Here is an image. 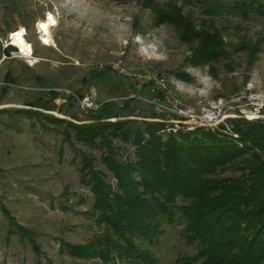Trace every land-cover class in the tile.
Instances as JSON below:
<instances>
[{"label":"rangeland","instance_id":"1","mask_svg":"<svg viewBox=\"0 0 264 264\" xmlns=\"http://www.w3.org/2000/svg\"><path fill=\"white\" fill-rule=\"evenodd\" d=\"M236 1L0 0V264L103 263L64 248L104 234L81 167L84 154L92 157L116 184L105 150L78 140L72 128L70 139L64 132L68 122H97L92 114L102 103H111L119 119L163 120L174 130L232 128L230 120L240 118L264 124V16L238 12ZM177 11L185 24L164 19ZM49 12L56 25L46 44L38 22ZM21 28L36 63L4 52ZM209 33L222 38L224 54L196 64ZM154 112L162 118L145 117ZM116 144L136 159L133 146ZM183 227L181 220L166 223L159 242H140L141 248L158 264H177L179 255L197 250L182 237Z\"/></svg>","mask_w":264,"mask_h":264},{"label":"trees","instance_id":"2","mask_svg":"<svg viewBox=\"0 0 264 264\" xmlns=\"http://www.w3.org/2000/svg\"><path fill=\"white\" fill-rule=\"evenodd\" d=\"M234 7L244 15L264 16L263 0H238ZM164 19L186 22L180 11ZM222 43L217 34H206L194 63L217 61L224 54ZM113 108L104 102L92 114L97 122H68L64 131L67 139L72 128L78 140L103 148V162L116 181L84 154L81 174L94 195L91 214L105 230L89 244L64 248L77 257H99L102 264H116V256L131 264H158L140 242L158 243L164 225L181 220L182 237L197 250L179 255L177 264H264V124L240 118L230 120L232 128L174 130L163 120L119 119ZM118 141L135 148V160L124 157ZM228 170L239 174L219 175ZM18 229L34 240L30 230Z\"/></svg>","mask_w":264,"mask_h":264},{"label":"bare ground","instance_id":"3","mask_svg":"<svg viewBox=\"0 0 264 264\" xmlns=\"http://www.w3.org/2000/svg\"><path fill=\"white\" fill-rule=\"evenodd\" d=\"M51 17V19H50ZM56 25V19L52 12L47 13L45 19L40 20L38 22V30L42 34V39L44 43L49 44L51 43L52 39V34H51V28ZM27 35V30L24 28L19 29L17 32L12 34L11 40L12 44L17 46L18 50L15 51L18 54L22 56H27L32 59L33 63H36L38 59L32 55V48L30 46L29 41L26 38ZM46 41H45V40ZM32 63V64H33Z\"/></svg>","mask_w":264,"mask_h":264},{"label":"water","instance_id":"4","mask_svg":"<svg viewBox=\"0 0 264 264\" xmlns=\"http://www.w3.org/2000/svg\"><path fill=\"white\" fill-rule=\"evenodd\" d=\"M17 50H18L17 46L11 44L8 49L4 50V52H5L6 55H9L10 51H17Z\"/></svg>","mask_w":264,"mask_h":264},{"label":"built area","instance_id":"5","mask_svg":"<svg viewBox=\"0 0 264 264\" xmlns=\"http://www.w3.org/2000/svg\"><path fill=\"white\" fill-rule=\"evenodd\" d=\"M11 44H12V40H11V39L7 40V41H6V44H4V48H3V49L5 50V49L9 48V46H10ZM10 52H12V51H10Z\"/></svg>","mask_w":264,"mask_h":264},{"label":"snow or ice","instance_id":"6","mask_svg":"<svg viewBox=\"0 0 264 264\" xmlns=\"http://www.w3.org/2000/svg\"><path fill=\"white\" fill-rule=\"evenodd\" d=\"M50 19H51V17H50Z\"/></svg>","mask_w":264,"mask_h":264}]
</instances>
